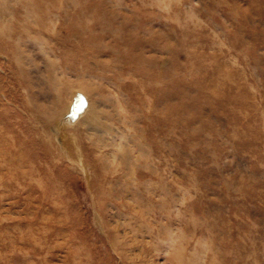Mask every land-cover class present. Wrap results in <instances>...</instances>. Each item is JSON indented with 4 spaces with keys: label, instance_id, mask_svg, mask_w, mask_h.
Here are the masks:
<instances>
[{
    "label": "rangeland",
    "instance_id": "374dc122",
    "mask_svg": "<svg viewBox=\"0 0 264 264\" xmlns=\"http://www.w3.org/2000/svg\"><path fill=\"white\" fill-rule=\"evenodd\" d=\"M0 264H264V0H0Z\"/></svg>",
    "mask_w": 264,
    "mask_h": 264
},
{
    "label": "bare ground",
    "instance_id": "6f19581e",
    "mask_svg": "<svg viewBox=\"0 0 264 264\" xmlns=\"http://www.w3.org/2000/svg\"><path fill=\"white\" fill-rule=\"evenodd\" d=\"M77 93L78 92L74 93L73 97ZM72 100L70 104L67 105V107L62 111V113L58 115V117L56 116V118L54 119L55 125L53 130L56 131L58 126L59 127L60 126L67 127L71 125L73 126V124H75L77 121L78 122L80 121L81 123L87 125L94 132L100 133L98 126L95 124L96 118L92 110L93 107L90 105L88 100L86 101L83 95L82 96L78 95L74 99L72 98Z\"/></svg>",
    "mask_w": 264,
    "mask_h": 264
}]
</instances>
